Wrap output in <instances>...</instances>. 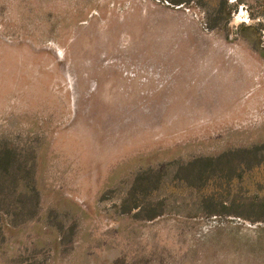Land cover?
Listing matches in <instances>:
<instances>
[{
  "label": "rangeland",
  "instance_id": "1",
  "mask_svg": "<svg viewBox=\"0 0 264 264\" xmlns=\"http://www.w3.org/2000/svg\"><path fill=\"white\" fill-rule=\"evenodd\" d=\"M0 264H264V0H0Z\"/></svg>",
  "mask_w": 264,
  "mask_h": 264
}]
</instances>
